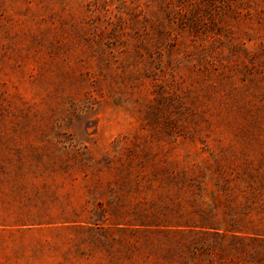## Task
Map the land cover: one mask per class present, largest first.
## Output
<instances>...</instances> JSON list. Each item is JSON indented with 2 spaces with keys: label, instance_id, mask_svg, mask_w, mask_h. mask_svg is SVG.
I'll use <instances>...</instances> for the list:
<instances>
[{
  "label": "rangeland",
  "instance_id": "obj_1",
  "mask_svg": "<svg viewBox=\"0 0 264 264\" xmlns=\"http://www.w3.org/2000/svg\"><path fill=\"white\" fill-rule=\"evenodd\" d=\"M0 264H264V0H0Z\"/></svg>",
  "mask_w": 264,
  "mask_h": 264
}]
</instances>
